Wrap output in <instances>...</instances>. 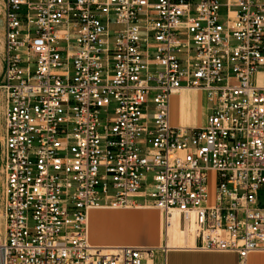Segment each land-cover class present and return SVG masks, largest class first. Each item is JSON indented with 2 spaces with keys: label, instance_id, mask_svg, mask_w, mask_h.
I'll return each mask as SVG.
<instances>
[{
  "label": "built area",
  "instance_id": "obj_1",
  "mask_svg": "<svg viewBox=\"0 0 264 264\" xmlns=\"http://www.w3.org/2000/svg\"><path fill=\"white\" fill-rule=\"evenodd\" d=\"M4 4L0 264H156L89 243L103 207L177 213L239 264L264 252V0ZM199 91L206 124L177 125L172 98Z\"/></svg>",
  "mask_w": 264,
  "mask_h": 264
},
{
  "label": "crops",
  "instance_id": "obj_2",
  "mask_svg": "<svg viewBox=\"0 0 264 264\" xmlns=\"http://www.w3.org/2000/svg\"><path fill=\"white\" fill-rule=\"evenodd\" d=\"M207 97L205 94L193 92L172 98L173 120L177 125L185 127L203 126L206 124ZM145 209V208H143ZM122 212H94L92 222L101 218L104 224L109 215H116L120 227L117 239L111 242L98 241L99 244H115L119 246L159 248L156 251V264H239V255L235 252H204L198 249L199 241L193 246L183 248H160L162 245V218L154 210L124 209ZM102 213V215H101ZM152 218V219H151ZM142 228L137 229L138 221ZM149 220L152 224H149ZM131 221V223H130ZM133 222V223H132ZM97 240H95L96 242ZM96 242V243H98ZM101 246V245H98ZM248 264H264V252L253 253Z\"/></svg>",
  "mask_w": 264,
  "mask_h": 264
},
{
  "label": "rangeland",
  "instance_id": "obj_3",
  "mask_svg": "<svg viewBox=\"0 0 264 264\" xmlns=\"http://www.w3.org/2000/svg\"><path fill=\"white\" fill-rule=\"evenodd\" d=\"M4 54H5V4L4 0H0V220L4 206V191H5V171H4V114H5V103L4 96L2 95V82H3V74H4ZM139 202H143V200H138ZM146 209V210H145ZM145 209H136V210H144L149 213V208ZM122 212L125 211L124 208H113V209H104V210H96L94 212ZM157 213H161L159 210L152 209ZM102 215V213H101ZM162 216V214H161ZM107 222L104 224L103 220L100 218H96L95 223L92 222V226L90 228V237L91 241L94 245H110V244H99L98 241H114L117 239V230L120 227L119 220L116 215H109L107 218ZM131 223V221H130ZM133 223V222H132ZM142 228V221L139 220L137 224V229L140 232ZM116 238V239H115ZM95 240H97L96 243ZM115 245V244H112ZM168 245V241H162L161 248H165ZM118 246V245H117ZM159 249V248H157Z\"/></svg>",
  "mask_w": 264,
  "mask_h": 264
},
{
  "label": "bare ground",
  "instance_id": "obj_4",
  "mask_svg": "<svg viewBox=\"0 0 264 264\" xmlns=\"http://www.w3.org/2000/svg\"><path fill=\"white\" fill-rule=\"evenodd\" d=\"M199 93L204 94L201 91H199ZM182 94H188V92H183ZM171 112H172V101H171ZM113 208H117V207L95 208L89 212V216H88V240H89V243L94 247H99L102 249H113V248H119V247H135V246H119L118 247L117 245L97 246V245H94L92 243L91 237H90V228L92 226V213H93V211L104 210V209L107 210V209H113ZM143 208H146V207L137 206L136 208H126V209H143ZM147 208L155 209V208H151V207H147ZM119 209H121V208H119ZM160 215H161V213H160ZM161 218H162V223H163L162 240L168 241V245L166 248H178L179 249V248H183V247L188 248V247L193 246V244H194L193 234H195V227L193 228V222H192V225L190 226L189 230H183L180 227L181 224H180L179 214L175 213V215L170 219L164 218L163 215L161 216ZM149 224H152L151 220H149ZM117 232H118V230H117ZM116 235H117V233H116ZM146 248H151V247H146Z\"/></svg>",
  "mask_w": 264,
  "mask_h": 264
}]
</instances>
